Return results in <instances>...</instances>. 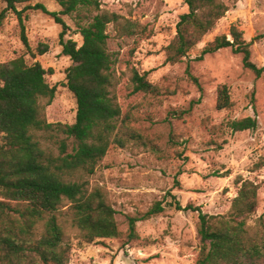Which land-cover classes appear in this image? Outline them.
<instances>
[{
    "label": "rangeland",
    "instance_id": "374dc122",
    "mask_svg": "<svg viewBox=\"0 0 264 264\" xmlns=\"http://www.w3.org/2000/svg\"><path fill=\"white\" fill-rule=\"evenodd\" d=\"M102 10L123 16L141 26V34L119 38L109 27V49L118 54L117 97L123 114L142 142L126 148L112 147L90 178L92 187L106 188L117 210L123 234L118 239L86 243L67 217L61 218L71 249L70 264H197L200 245L198 213L178 211L172 196L183 206L201 207L208 215L228 216L238 195L239 178L260 186L258 209L249 221L255 225L264 215V75L244 68L242 55L224 49L202 57L204 48L218 36L230 38L232 26L253 42L251 61L264 70V0L232 1L231 11L193 50L182 64L170 65L165 49L176 35L180 16L188 12L183 0H100ZM50 12L60 13L55 0H38ZM6 5L0 0V15ZM26 35L35 54L27 53L18 18L9 12L0 28V63L24 56L28 64L39 62L56 96L46 110L49 123L72 125L77 103L66 87L71 66L62 53V27L40 11H28ZM69 26L66 40L82 45L76 15L61 16ZM41 45L48 51L39 55ZM148 73V79L164 91L159 99L133 94L132 70ZM194 76L199 86L188 75ZM227 86L232 106L218 110L219 89ZM254 118L255 130L235 132L229 122ZM156 202L163 214L137 224L138 238L130 239L127 216L146 212ZM68 207L64 210L66 211Z\"/></svg>",
    "mask_w": 264,
    "mask_h": 264
},
{
    "label": "trees",
    "instance_id": "16d2710c",
    "mask_svg": "<svg viewBox=\"0 0 264 264\" xmlns=\"http://www.w3.org/2000/svg\"><path fill=\"white\" fill-rule=\"evenodd\" d=\"M38 0H2L0 28L11 12L18 18L21 39L27 53L35 57L26 35L28 11H40L62 27V53L71 60L66 87L77 103L72 125L49 123L46 110L56 96V88L46 80L47 71L39 62L28 64L24 56L0 63V264H70L71 249L61 218L67 217L82 239L93 244L123 236L109 191L92 187L90 178L114 146L145 143L131 126L132 116L123 114L118 102V54L109 49V27L119 38L141 34V26L115 13L102 10L100 0H55L60 13L50 12ZM232 1L183 0L188 12L181 15L176 35L166 47V63L182 64L193 50L231 11ZM76 15L82 45L66 36L69 26L61 16ZM253 42L244 39L236 26L218 36L202 52V57L231 48L242 55L244 68L257 77L264 75L251 61ZM48 51L41 45L39 55ZM189 78L199 86L198 80ZM133 94L159 99L164 91L148 79V73L132 70ZM232 106L227 86L219 89L217 109ZM254 118L229 122L235 132L255 130ZM145 145V144H144ZM238 195L228 216L208 215L201 207H183L175 196L178 211L198 213L200 245L197 264H264V215L255 225L249 221L258 209L260 186L239 178ZM66 207V211L64 210ZM163 202L146 212L127 216L130 239L138 238L137 224L164 213Z\"/></svg>",
    "mask_w": 264,
    "mask_h": 264
}]
</instances>
